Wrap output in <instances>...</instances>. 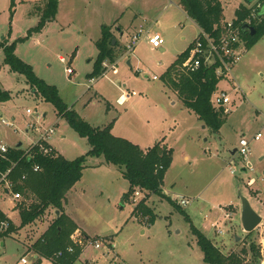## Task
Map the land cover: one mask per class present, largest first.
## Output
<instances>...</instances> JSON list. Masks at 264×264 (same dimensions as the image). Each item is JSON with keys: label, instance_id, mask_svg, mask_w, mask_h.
<instances>
[{"label": "rangeland", "instance_id": "obj_1", "mask_svg": "<svg viewBox=\"0 0 264 264\" xmlns=\"http://www.w3.org/2000/svg\"><path fill=\"white\" fill-rule=\"evenodd\" d=\"M44 1L14 0L12 9V0H0V42H15L13 53L38 79L57 88L62 102L92 127L103 128L112 122L115 137L147 147L162 141L172 149V163L161 190L173 203L184 196L189 202L185 209H175L163 196L143 191L138 197L133 194L122 200L128 183L118 169L105 165L93 170L89 167L92 162L103 159L89 158L65 208L88 238L102 239L111 247L105 245L100 251L89 248L76 264H206L184 214L210 242L219 245L224 255L236 254L244 264H250L254 246L257 264H264V35L244 52L231 75L218 82V88L230 97L231 110L219 133L213 134L198 127L194 114L161 81L162 74L183 51L181 30L186 41H193L201 33L195 22L176 9L180 0H172V5L167 0H120L130 6L117 17L108 9L109 4L100 5L97 0H59L55 19L28 35L37 24L32 12ZM259 1L252 0L248 7ZM220 2L226 21H232L235 9L245 4L244 0ZM116 20L126 26L127 33V27L131 25L132 31L140 24L136 31L141 32L140 39L129 57L131 63L127 65L128 58L122 57L117 69L108 70L89 85L97 58L94 41L103 25ZM127 33L124 29L119 40L125 46L130 39ZM156 33L164 40V52L151 49L148 43V36ZM4 58L0 49V89L9 95L8 100L0 102V144L16 147L21 143L22 150L29 149L34 137L25 133V126L35 120L34 115L26 114L30 110L44 116V128L54 127L48 141L63 158L69 161L84 155L88 142L56 115L53 105L29 88L23 75L11 71ZM67 69L71 72L67 73ZM138 70L142 72L136 74ZM154 76L156 81H152ZM258 133L262 138L254 141ZM242 138L250 141L252 171H242L241 158L236 152L231 154ZM239 193L249 198L262 219L261 225L248 234L241 233ZM143 199L156 216L153 224L133 215L130 201L138 204ZM1 208L17 229L19 214L11 213V204H1ZM230 209L231 219L225 220L224 214ZM55 218L56 213L49 209L32 224L0 239V264H22L21 258L26 264H51L49 260L38 263L31 254L24 255L26 250L34 252L32 246ZM214 222L222 235L213 231ZM235 237L237 241H233ZM109 250L110 257H102Z\"/></svg>", "mask_w": 264, "mask_h": 264}, {"label": "trees", "instance_id": "obj_2", "mask_svg": "<svg viewBox=\"0 0 264 264\" xmlns=\"http://www.w3.org/2000/svg\"><path fill=\"white\" fill-rule=\"evenodd\" d=\"M14 4L12 0V9ZM179 5L182 11L195 22L199 30L207 36L213 37L220 32L225 22L220 0H180ZM57 6L58 0H46L43 5L35 8L39 21L35 27L31 28L28 35L31 32L40 31L52 21L55 18ZM234 12L233 21L236 23L243 22L250 14L249 8L245 5L239 6ZM253 28L256 30L254 36H250V32H245L243 36L247 49L255 45L264 35V18ZM101 33V38L95 43L98 55L93 63L90 79L101 75L104 61L112 62L118 56L115 51L117 43L112 44L114 38L109 33V29L103 26ZM191 44L162 74L161 81L176 92L184 107L193 112L209 132L217 134L226 121V116L221 110L215 109L210 102L211 95L218 88V78L213 68L202 67L191 73L182 70L181 64L188 57ZM14 46L15 42L11 45H6L5 40L0 42V49L5 53V64L11 71L23 75L29 88L43 101L53 105L56 115L64 119L80 138L88 142L89 149L84 155L68 161L54 151L51 155H42L37 148L33 150V155L29 158L21 148L16 146L0 156V174L11 169L8 177L14 184L13 191L19 192L23 197L22 202L15 209L20 217L18 228L32 224L49 209L55 213L58 212L53 223L32 246L34 252L42 259L49 260L51 264H76L81 255L80 249L75 248L72 254H67L65 250L70 245L71 235L78 229L76 224L65 215L63 205L67 193L82 178L88 159L102 158L104 163L118 169L128 183V189L122 198L126 200L128 196L135 193V190L154 196H163L161 185L172 163V151L161 142L143 151L129 140L113 136L112 123L104 128H97L84 122L71 107L62 102L57 88L38 79L33 70L13 53ZM8 99V92L0 89V102ZM34 166H38L39 171L33 172ZM163 197L175 209L178 208L169 198ZM130 202L133 204L134 217L138 214L148 225L153 224L156 216L145 204V199L138 204ZM184 219L191 226V233L202 251V260L206 264H244V260L236 254L224 255L199 229L191 225L186 214ZM17 229L11 223L8 231L0 234V239L6 238ZM252 248L253 261L250 264H257L258 251L254 246ZM58 252H62V255L55 257Z\"/></svg>", "mask_w": 264, "mask_h": 264}, {"label": "built area", "instance_id": "obj_3", "mask_svg": "<svg viewBox=\"0 0 264 264\" xmlns=\"http://www.w3.org/2000/svg\"><path fill=\"white\" fill-rule=\"evenodd\" d=\"M248 8L250 14L246 19L243 20V22L236 23L233 20H225L221 29L219 30L220 32L216 36L210 37L201 31V33L192 41L191 50L189 51L188 57L181 64L182 70L191 73L199 70L202 67L206 69L213 68L215 76L218 78V82L222 81V79L228 75H231L233 68L240 61L244 55V52L247 50L245 47L246 40L243 38V36L244 33L249 32V30L243 28V26L253 28L254 25L259 24L262 18H264L261 12L264 8V0H260L254 6H250ZM140 34L141 32H137L130 37L127 45L125 46L126 56L133 55L135 51L134 48L140 39ZM148 43L151 49L155 50L162 47L164 40L159 33H156L153 36H148ZM60 61L63 62L62 59H60ZM102 69L103 72L99 76L100 78H102L109 70L108 66L104 62L102 63ZM70 72L71 70L67 69V73ZM156 78L157 77H153L152 80H156ZM94 80V78L89 79V83L92 84ZM233 87L235 91L238 90L235 86ZM210 102L215 109L221 110L224 116H227L231 110L230 97L226 92L220 90L219 88H217V90L211 95ZM26 114L28 116L34 115L35 120L33 123H27L25 126V133H31L34 137L33 140H31L29 149L23 150L25 155H27L29 158L32 157L33 150L36 148L42 155H51L53 151L56 152L48 141V139L54 133V127L44 128L41 123L44 116L37 112L32 113L30 110H26ZM1 123L9 126V123L5 120L1 119ZM261 138V134L258 133L254 136L253 140L259 141ZM249 142V140L242 138L239 141L238 147L235 149V152L239 155L241 162L243 163L242 171L244 172H247V170L252 171V167L249 162ZM10 148L15 147H7L3 144H0V156L8 152ZM18 148H21V146ZM37 171H39V167L34 166L33 172ZM10 172L11 169H8L4 173L0 174V234L7 232L10 224L12 223L9 215L5 213L3 208H1V204H11V213H15L17 212L15 210L17 205L23 200V197L19 192L13 191L14 184L8 177ZM230 172L235 173L233 169H230ZM252 182H249L247 185L250 186ZM134 194L136 197H138L140 192L135 191ZM132 201L134 202L135 200ZM175 204L179 208L185 209L189 202L185 197H178L177 201H175ZM229 211V213L224 214L225 220L231 219L232 211L231 209ZM212 229H214L219 235L223 234L222 230L218 228L216 222L212 224ZM105 245L110 246L111 244L109 242L105 243L102 239L88 238V236L82 234L79 230H76L71 235L70 245L67 246L65 252L67 254H72L74 249L78 248L81 251V255H83L89 248H92L95 251H100ZM110 252L111 251L109 250L106 254H102V257H110ZM61 255L62 252H58L55 257H60ZM20 262L22 264H26L25 258H21ZM108 263L116 264L114 261H109Z\"/></svg>", "mask_w": 264, "mask_h": 264}, {"label": "crops", "instance_id": "obj_4", "mask_svg": "<svg viewBox=\"0 0 264 264\" xmlns=\"http://www.w3.org/2000/svg\"><path fill=\"white\" fill-rule=\"evenodd\" d=\"M98 2H99V4L101 5V4H109V6L108 7H110V8H108V9H111L110 11L112 12V13H115V16L117 17V16H119V14H121L125 9H127V8H129V4H128V2H127V4L125 3H122L120 0L118 1V0H97ZM133 1H135V0H133ZM167 1H169L168 3H170L171 5L172 4H174V2L172 1V0H167ZM45 2V1H44ZM58 2H59V0H58ZM244 2H245V4L244 5H246V7L247 6H249V4L244 0ZM170 5V6H171ZM175 7H176V9L180 12V13H182L186 18H189L183 11H182V9H181V7H180V5H179V3H176L175 4ZM57 10H58V6H57ZM111 13V14H112ZM56 14H57V12H56ZM142 14V12L140 11L139 12V15H141ZM32 15H35V17H37V23H38V21H39V17H38V13H37V11H33L32 12ZM55 19V18H54ZM189 20H191L193 23H194V21L191 19V18H189ZM51 22V21H50ZM50 22H48V23H50ZM48 23L46 24V26L48 25ZM103 26H106L108 29H109V33H111L112 34V36H113V41H114V43H117V47H116V49H115V51L117 52V54H118V56H117V58L114 60V61H108V60H106V61H104V63L108 66V69L109 70H115V69H117V64H118V62H120V59L122 58V57H124L125 56V59H127L126 60V64L127 65H130V59L131 58H129L130 56H126L125 55V53H126V51H125V45H122L120 42L121 41H119L123 36H124V29H125V33H127L126 32V26L124 27V26H121L118 22H117V20L116 21H114L112 24H107V25H103ZM102 26V27H103ZM140 26V24H138L137 25V27L136 28H134V30H132V31H130V27H131V25H130V27H127V29H129V30H127L128 31V33H127V35H128V38H130L132 35H134V34H136L137 32V28ZM102 27H101V29H100V36H98V38H96L95 39V41H94V46H95V43L101 38V35H102V33H101V30H102ZM184 33V31L183 30H181V32H180V38H181V41L184 43V44H182V46H181V49L183 50L181 53H179V54H177V57L180 55V54H182L183 52H185L186 50H187V48L190 46V44L192 43V41L190 40V41H186V36L183 34ZM3 40H5V39H3ZM161 52H164L165 50H163L162 49V47L159 49ZM97 51V50H96ZM135 52V51H134ZM97 55H98V51H97ZM176 57V58H177ZM60 59H62V58H60ZM111 67H112V69H111ZM142 71H139L138 70V72L136 73V74H140ZM166 72V71H165ZM164 72V73H165ZM155 77V76H154ZM153 78V77H152ZM95 80H94V82L92 83V84H94V83H96L99 79H100V77L98 78H94ZM157 79V78H156ZM152 81H156V80H152ZM91 84V85H92ZM89 85H90V83H89ZM175 94H176V92H175ZM177 95V94H176ZM69 106V105H68ZM69 107H71V106H69ZM189 111V110H188ZM189 113H193V112H191V111H189ZM194 114V113H193ZM194 116H195V114H194ZM195 119L197 120V122H198V127H200L202 130L203 129H205V126H204V124L200 121V120H198L197 119V117L195 116ZM112 123V122H111ZM110 124V123H109ZM108 124V125H109ZM113 124V123H112ZM105 126H107V125H105ZM104 126V127H105ZM103 127V128H104ZM97 128H100V127H97ZM221 129V128H220ZM111 131H113V126H112V129H111ZM218 133H219V131H218ZM217 133V134H218ZM131 143H133V144H135V145H137L139 148H141L143 151L144 150H146L147 148H149V147H147L146 145H142L141 143H136V142H134V141H130ZM159 142H161V144L163 145V146H165L167 149H170V148H168L165 144H163V142L162 141H159ZM55 149V148H54ZM171 151H172V149H170ZM55 151L59 154V155H61L56 149H55ZM235 152V149H233L232 151H231V154H233ZM62 156V155H61ZM63 157V156H62ZM172 159H173V156H172ZM184 159L187 161V160H189V157L188 156H185L184 157ZM105 165H108V164H106V163H104L103 162V160H96V161H93L92 162V164L89 166L90 168H93V170H100L101 168H103ZM171 166V165H170ZM169 169V168H168ZM168 171V170H167ZM167 171H166V174H165V177H164V179L166 178V175H167ZM83 177V176H82ZM164 179H163V181H164ZM79 182V181H78ZM77 184V183H76ZM75 184V185H76ZM75 185L70 189V191L67 193V196H66V199H65V202H64V205H63V209H64V211H65V215L70 219V220H72L75 224H76V222L72 219V217L69 215V213H68V211H66V208H65V206H66V204H67V200H68V197L70 196V194L71 193H73V190L75 189ZM127 189H128V187H127ZM127 191V190H126ZM162 191V190H161ZM163 192V191H162ZM185 197V196H184ZM248 198V197H247ZM248 200H249V198H248ZM150 208V207H149ZM151 209V208H150ZM179 209H181V208H179ZM76 226H77V229L80 231V232H82V234H84V235H86V236H88L85 232H84V230H82V229H80L79 227H78V225L76 224ZM229 226L230 227H233L234 225L233 224H230L229 223ZM219 227V226H218ZM213 231H215L214 229H213ZM244 231H243V228H241V233H243ZM216 233V232H215ZM217 234V233H216ZM209 240V239H208ZM210 241V240H209ZM233 241H235V239L233 240ZM212 243V242H211ZM217 248L219 247V245H217V244H215V243H213ZM224 244V243H223ZM1 246H3V244L1 243V245H0V247ZM220 246H221V244H220ZM219 249V248H218ZM220 250V249H219ZM221 251V250H220ZM222 252V251H221ZM27 254H31L32 256H33V259L36 261V262H41V257H39L35 252H29V251H27L26 250V252H25V255L24 256H26ZM82 256V255H81ZM81 256L79 257V259L77 260V262H79L80 263V261H81ZM37 259H39V261H37Z\"/></svg>", "mask_w": 264, "mask_h": 264}, {"label": "water", "instance_id": "obj_5", "mask_svg": "<svg viewBox=\"0 0 264 264\" xmlns=\"http://www.w3.org/2000/svg\"><path fill=\"white\" fill-rule=\"evenodd\" d=\"M248 4L252 0H246ZM262 14L264 16V8L262 9ZM250 32V36H254L256 33V30L252 27H245ZM112 44H114V41H112ZM21 143L17 144V147H20ZM239 199H240V207H241V215H240V223L242 225L243 231L248 234L252 231H254L262 222L261 217L255 212V210L251 207L250 202L247 197L241 195L239 193ZM56 215H58V212H56ZM238 238L235 237V241H237Z\"/></svg>", "mask_w": 264, "mask_h": 264}]
</instances>
